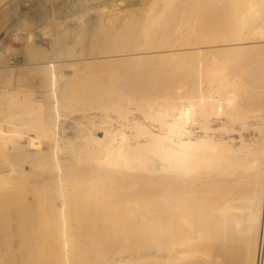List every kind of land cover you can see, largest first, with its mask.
<instances>
[{"label": "bare ground", "instance_id": "obj_1", "mask_svg": "<svg viewBox=\"0 0 264 264\" xmlns=\"http://www.w3.org/2000/svg\"><path fill=\"white\" fill-rule=\"evenodd\" d=\"M127 1L0 0V264H264V0Z\"/></svg>", "mask_w": 264, "mask_h": 264}, {"label": "rangeland", "instance_id": "obj_2", "mask_svg": "<svg viewBox=\"0 0 264 264\" xmlns=\"http://www.w3.org/2000/svg\"><path fill=\"white\" fill-rule=\"evenodd\" d=\"M79 2L82 1V0H78ZM146 3V0H130V1H127L125 2L122 7L120 8V11L121 12H127V11H130V10H134V9H137L139 8L140 6H143L144 4ZM36 5V2L34 3ZM111 5V4H109ZM58 7H62V5H58ZM35 8V11L33 14L37 13L39 10L38 7H34ZM37 9V10H36ZM62 14L63 15H66L67 12L65 10H62ZM15 19H16V16L15 15H9L7 18H5L4 20L6 21V26H9L11 27L13 25V23H15ZM6 42H11L12 43V46L13 47H19L21 46V43L20 42H15L13 39H7ZM74 124H71V125H67V129H68V133L69 134H72L73 130H72V126ZM222 124H221V121H216L214 123V127H220ZM228 129L230 130V136L233 137L236 141V143L239 142V139H240V135H244L246 140L250 139V135L252 134L253 130L249 129V130H243L241 129L240 127L238 126H229ZM197 131H199V129H197ZM99 135L101 137H103V132L102 131H99Z\"/></svg>", "mask_w": 264, "mask_h": 264}]
</instances>
